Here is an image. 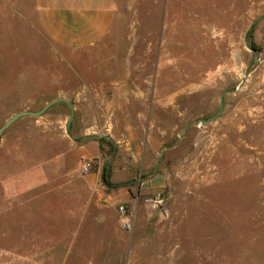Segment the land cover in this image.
<instances>
[{
    "label": "rangeland",
    "instance_id": "374dc122",
    "mask_svg": "<svg viewBox=\"0 0 264 264\" xmlns=\"http://www.w3.org/2000/svg\"><path fill=\"white\" fill-rule=\"evenodd\" d=\"M112 2L111 34L71 48L45 35L36 0H0V126L65 97L81 138L66 132L65 103L0 137V264H264V19L245 40L264 0ZM91 81L108 96L91 99ZM91 137L112 182L137 179L132 228L101 239L91 206L80 219L83 183L51 190L39 176ZM155 173L159 191L147 186ZM156 193L157 208L146 201Z\"/></svg>",
    "mask_w": 264,
    "mask_h": 264
},
{
    "label": "crops",
    "instance_id": "0c3cea01",
    "mask_svg": "<svg viewBox=\"0 0 264 264\" xmlns=\"http://www.w3.org/2000/svg\"><path fill=\"white\" fill-rule=\"evenodd\" d=\"M36 12L45 35L55 43L71 48L95 47L111 34L117 18L112 0H36ZM107 96L102 85L91 81V99H104ZM100 156L101 143L99 139L91 137V140L73 145L55 158L45 161L39 172L40 179L51 190L64 191L68 182L81 181L84 190L90 192L91 199L83 207L80 219L86 218L91 206V239L105 238L106 230L111 231L112 228L119 231L122 216L118 207L122 204L136 205V198L127 184L137 179L107 185L102 176L105 163H100ZM85 157L93 162L88 172L81 168V160ZM165 183V176L155 173L149 178L147 186L159 191ZM144 185L137 184V194L142 192ZM129 215L134 220L133 212H129Z\"/></svg>",
    "mask_w": 264,
    "mask_h": 264
},
{
    "label": "water",
    "instance_id": "95a60500",
    "mask_svg": "<svg viewBox=\"0 0 264 264\" xmlns=\"http://www.w3.org/2000/svg\"><path fill=\"white\" fill-rule=\"evenodd\" d=\"M261 19H264V15L259 16L257 19H255L253 21V23L248 27V30L246 32V37L245 40H248V33L251 31V29L253 28V26ZM249 74V72H247V75ZM238 90V87H235L233 89H226L224 90V92L221 95V101H220V107L218 109V111L210 116L207 117L205 119L202 120V123L214 120L218 117V115L222 112L223 108H224V99H225V95L227 93H234ZM58 103H65L69 106L70 108V115L69 118L67 120V125H66V132L68 134V136L72 139H74L75 141H79L81 138L78 137H74L73 134L71 133V125L73 122V119L75 117V109H74V104L72 101H70L69 99L65 98V97H58L55 98L53 100L48 101L41 109L39 110H21L18 111L17 113H15L12 117H10L2 126H0V137L3 136L4 132L13 124L15 123L17 120L23 118V117H28V116H33V117H41L44 114H46L54 105L58 104ZM109 162V160H106L105 164H104V169H103V174L105 173L106 170V166L107 163ZM158 170V168L156 169V171Z\"/></svg>",
    "mask_w": 264,
    "mask_h": 264
},
{
    "label": "built area",
    "instance_id": "2783aa9c",
    "mask_svg": "<svg viewBox=\"0 0 264 264\" xmlns=\"http://www.w3.org/2000/svg\"><path fill=\"white\" fill-rule=\"evenodd\" d=\"M81 165H82V170L84 172H88L92 169L93 167V162L91 159L85 157L81 160ZM146 201L152 205L153 207L157 208V207H161L164 203V196L162 193H156L153 196L147 197ZM118 210L121 213V226L126 229L129 230L132 228L133 226V219L131 218V216L129 215L128 212V206L125 204H122L118 207Z\"/></svg>",
    "mask_w": 264,
    "mask_h": 264
},
{
    "label": "trees",
    "instance_id": "16d2710c",
    "mask_svg": "<svg viewBox=\"0 0 264 264\" xmlns=\"http://www.w3.org/2000/svg\"><path fill=\"white\" fill-rule=\"evenodd\" d=\"M100 143L102 142V139H99ZM109 164H107L106 166V170H105V173L102 175L103 176V181L107 184V185H111L113 182L111 180V173H110V170H109Z\"/></svg>",
    "mask_w": 264,
    "mask_h": 264
}]
</instances>
